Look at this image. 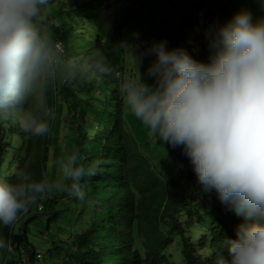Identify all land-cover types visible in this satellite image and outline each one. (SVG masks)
I'll list each match as a JSON object with an SVG mask.
<instances>
[{"label":"trees","instance_id":"obj_1","mask_svg":"<svg viewBox=\"0 0 264 264\" xmlns=\"http://www.w3.org/2000/svg\"><path fill=\"white\" fill-rule=\"evenodd\" d=\"M121 1L49 0L44 11L47 26L63 42L69 57L99 52L119 73L103 79L57 80L48 88V106L55 113L58 106L63 110L65 142L62 147L56 144L57 157L64 148L76 147L86 169L100 163L94 175L84 177L86 202L66 194V209L60 210L53 208L59 201L55 196L44 205L36 201L37 209L42 205L38 211L48 212L44 230L54 226L46 253L50 264H171L166 250L176 236L183 264H216L219 256L226 255L223 239H235L245 220L221 204L214 191H203L181 147L172 148L150 136L146 150L154 155L136 152L126 132L119 92L127 71L120 44L123 30L144 18L152 22L146 29L154 32L150 46L166 40L169 49L177 48L178 42L187 40L183 29L192 14H199L207 27L214 22L222 25L233 17L234 7L225 0H127L112 18L109 33L98 36L93 30L83 41V25L106 17ZM254 1L263 2L264 7V0ZM154 59L143 57L149 66ZM134 76L129 69L128 78ZM146 77L142 73V80L153 83ZM49 123V134L30 136L16 118L0 119V180L15 183L21 170L37 181L44 178L49 146L54 142L53 121ZM155 150L162 152L160 158ZM30 211L18 219L17 232L14 225H0V242L5 245L0 247V264L44 261L46 253L38 252L27 238L28 225L38 217Z\"/></svg>","mask_w":264,"mask_h":264},{"label":"clouds","instance_id":"obj_2","mask_svg":"<svg viewBox=\"0 0 264 264\" xmlns=\"http://www.w3.org/2000/svg\"><path fill=\"white\" fill-rule=\"evenodd\" d=\"M49 0H0V119L16 118L30 136L50 133L56 116L47 104L49 86L116 75L97 52L69 57L44 19ZM208 62L161 40L141 53L120 46L135 76L119 84L131 114L159 143L181 147L205 193L245 220L236 238H224L226 255L216 264H264V17L241 9L205 34ZM154 56L142 80L144 56ZM78 148H64L55 179L35 180L21 170L15 183L0 180V225H14L37 200L65 193L87 201L88 169ZM0 242V247H4Z\"/></svg>","mask_w":264,"mask_h":264},{"label":"rangeland","instance_id":"obj_3","mask_svg":"<svg viewBox=\"0 0 264 264\" xmlns=\"http://www.w3.org/2000/svg\"><path fill=\"white\" fill-rule=\"evenodd\" d=\"M129 1V0H128ZM127 0H123L120 3H116L105 16H100L96 18L95 22H89L83 25V41H88V37L90 31L95 30L96 35L104 36L105 34L110 32L111 28V20L117 12L120 10L121 4L128 3ZM231 3L234 7V13H237L239 8L248 9L251 11L253 18H262L264 17V7L261 6L263 2H257L254 0H225ZM216 3V0L213 1ZM224 2V1H223ZM224 4H226L224 2ZM227 5V4H226ZM245 6V7H244ZM152 22L146 20L144 18L137 19L134 23H130V25L123 30V42H127L128 44L133 46V50L136 53H141L143 49H147L150 46V39L154 35V32H146L148 27H151ZM219 24L214 22L211 23L208 27L204 22L201 20V16L199 14H192L190 17V21L184 27V32L187 34V40H183L180 43H177V48L184 49L193 59H196L201 62H208V41L206 39V33L210 30V28L214 26H218ZM130 28V29H129ZM192 40H196L192 42ZM123 61L124 66L127 71L124 73L123 77L128 78L129 69H132L135 73V68L127 57L126 52H123ZM149 67L148 62L142 60V63L139 66L140 73L146 74L147 68ZM136 74V73H135ZM148 80V77H146ZM63 110L58 106V109L55 113V120L52 123V133L51 137L54 141L51 142L49 146V153H48V161L44 171V178L47 177L49 179H55L58 176V169L54 164L55 159L57 158V145H64V138L65 136L63 129L61 128V120H62V113ZM123 114L125 118V126L126 132L130 136L131 144L134 146L136 152L139 154H143L144 156L148 157L152 153H148L146 150V146H151L152 137L148 134V130L140 123L138 119H136L131 112L129 111L127 105L123 104ZM12 121L10 122V124ZM56 140H55V139ZM11 139H14L11 138ZM66 146V145H65ZM158 158L162 156V152L159 153L157 150L154 151ZM12 155V150L9 151L7 158H10ZM59 154L58 156H60ZM154 155V154H152ZM156 160V159H155ZM154 160V161H155ZM97 187V186H96ZM66 194L65 193H53L45 199H40L41 204H45L46 199H51L54 196L59 199L57 203L53 205V208L63 210L66 209V202L67 198H63ZM61 199V200H60ZM65 205V206H64ZM42 205H38V209H41ZM64 206V207H62ZM62 207V208H61ZM37 203H34L30 207V214H34L35 212L38 214V217L34 219L29 225L27 229V238L29 239L30 243L36 248V250L42 255L46 253V250L51 246V237L53 236L54 226H51L50 230L47 232L44 230L45 222H46V211H38ZM20 222H16L14 224V231L17 232V228L19 227ZM197 231L195 230L193 236L196 239ZM194 239V240H195ZM197 247V245H194ZM181 244L180 240L175 236L173 238V242L167 248L166 252L169 255V262L171 264H183L182 257L180 255ZM50 258L46 253V257L43 262H39L38 264H50Z\"/></svg>","mask_w":264,"mask_h":264}]
</instances>
